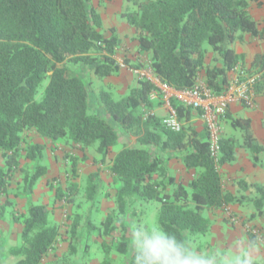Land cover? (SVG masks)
Listing matches in <instances>:
<instances>
[{
    "label": "trees",
    "instance_id": "trees-1",
    "mask_svg": "<svg viewBox=\"0 0 264 264\" xmlns=\"http://www.w3.org/2000/svg\"><path fill=\"white\" fill-rule=\"evenodd\" d=\"M127 21L134 31L137 50L148 55L152 74L166 86L190 89L202 74L205 87L220 96L231 83L229 75L239 67L246 76H256L254 94H264V53L256 55L247 68L243 56L231 47L243 43L246 36L264 41V28H259L250 15L246 0H147L136 4V11L128 14ZM102 27V17L91 0H0V196L7 192L13 171L20 168L22 153L33 164V170H23L24 191L31 192L46 173L42 164L45 146L29 143L21 148L26 131L53 142L65 140L79 146L82 152L92 147L101 164L106 163L114 146L123 144L121 137L127 133L135 136L133 144L123 146L108 166V172L120 184L111 197L113 205L99 224L76 214L69 230L73 239L70 254L74 255L75 245L90 232L96 229L111 235L116 222L129 215L137 202L149 201L160 204L159 228L174 235L188 254L185 234L204 235L210 228L200 210L222 209L239 202V198L223 191L218 172V167L235 160L239 142L233 136H221L215 161L209 154L205 127L204 132L196 134L182 125L183 129L175 133L163 128L161 119L154 114L142 117L141 105L152 108L150 95L159 93L154 84L142 79L119 99L102 90L99 101L106 116L91 112L84 81L76 74L70 75L66 66L80 63L91 67L98 79L120 70L113 58L119 39L114 29L106 36ZM208 50L219 65L206 63ZM124 62L140 67L126 58ZM45 80L48 82L37 100ZM170 105L179 121L188 123L193 111L176 100H171ZM228 119L232 128L241 131V147L250 152L257 165L264 147L253 137L250 120ZM172 158L187 171L195 172L186 185L169 173L167 162ZM71 167L74 172L75 160ZM97 176L95 173L88 177L86 198L91 203ZM174 186L171 193L169 189ZM238 187L254 189L252 201L260 214L264 187L243 181L238 182ZM76 192L75 187L69 188L71 197ZM56 195L60 198V191ZM49 216L45 205L27 203L19 244L4 254L10 259L7 264H59L44 263L59 236V226ZM248 237L254 245L255 238ZM127 245L128 238L122 235L114 249L124 254ZM88 249L86 242L83 250ZM103 252L101 264H111L110 251L104 248ZM134 256L135 252L128 264H134ZM256 264H264V259Z\"/></svg>",
    "mask_w": 264,
    "mask_h": 264
},
{
    "label": "rangeland",
    "instance_id": "rangeland-1",
    "mask_svg": "<svg viewBox=\"0 0 264 264\" xmlns=\"http://www.w3.org/2000/svg\"><path fill=\"white\" fill-rule=\"evenodd\" d=\"M143 1L147 0H91V3L106 22V25L111 26V24H113L115 26H121V32L124 33L123 36L125 39H128L127 42L129 43L127 47V45L121 44L122 39L118 41L113 58L120 64L121 68L112 76L98 79L93 74L91 67L80 63L66 66L70 75L76 74L84 81L88 93L89 110L99 117L106 116L105 110L99 101V94L102 90L112 92L113 96L119 99L125 96L131 88L137 86V82L141 80V76L138 72L150 69L149 57L147 54L140 53L137 50L135 36L134 34L130 36L129 33L132 27L127 23L128 14L135 12L136 4ZM246 1L250 3L249 7L251 9L258 4V0ZM111 29L115 30L113 27L103 30L106 36L112 34L113 31L111 32ZM98 55L99 54H94V56ZM214 56L215 55L208 50L206 63L210 65L215 63L219 65L220 63L218 61H213ZM125 58L131 62V64H139L140 67L137 68L133 65H127V63L124 62ZM243 72L244 71L240 68L238 70H233L229 75L230 82ZM238 78L240 81H243L244 77ZM47 82L48 80L43 82L42 88L37 95V100L40 98ZM197 84L205 86L202 74L199 75ZM150 100L153 103L152 108L148 109L144 105H141L139 109L142 117H145L147 114H154L155 108L165 105L164 95L161 92L158 94L151 93ZM164 116L159 118L162 119ZM239 117H242V115ZM182 125L184 129L191 128L194 130L196 128L193 122L183 123ZM134 139L135 136L133 135H128L127 133L123 134L121 137L123 144L121 145L118 143L114 146L107 156L106 163L101 164L98 162V154L92 147L82 152L79 146L73 145L65 140L56 144L53 141L39 137L34 131L24 132L23 142L21 144L22 149L29 143H34V141H40V143H43L42 145L45 146L42 164L46 167V173L38 180L31 192L24 191L23 170H33V164L23 158L24 153L21 154L20 168L18 167L13 171L7 192L0 196V264L9 263L10 259L6 258L4 254L8 252L10 247L19 244L22 221L26 215L27 203L29 201H32L34 204L45 205L49 209L50 219L59 226V236L54 243L53 249L44 259V263L101 264L104 259L103 250L107 248L110 251L109 257L111 264H128L134 252V237L132 234L136 227L146 226L148 230H152L153 228L161 230L157 223V210L160 206L158 202H137L129 215L116 222V226L111 235H103L95 229V231L90 232L86 238L83 237V242L81 241V243L75 245L76 250L74 255H71L69 252V244L73 242L69 230L76 214L88 216L89 220L95 224H99V222L106 217L108 214L107 209H110L113 205L111 197L120 186L119 182L108 172V166L112 156L120 151L123 146H131ZM248 153L249 156H251L249 151ZM259 158L261 161H264V152L259 155ZM73 160L76 162L75 173L72 171L71 167ZM1 162H3V158L0 152V163ZM260 163L261 162H259V165L264 169V163ZM95 173L98 174L95 179L97 187L92 199L94 203H91V201L86 198V188L90 186V182H88L89 175ZM178 181L182 182L184 185L187 184L182 180ZM71 186L75 187L77 191L73 197H71L69 193V188H71ZM174 189L175 186L170 187L169 190L172 193ZM57 191L61 193L60 198L56 195ZM253 195L254 197L256 196L255 192ZM243 197L246 196H242V198ZM71 198L72 202L69 201ZM235 204H237V202L231 203V205L234 206ZM192 207L193 205L190 204V208ZM215 211L220 212L214 213V209L208 208H202L200 210L202 216L208 219L210 228L204 235L196 234L191 236L187 233L185 234L188 254L204 258L210 261V264H230L231 261L237 259L233 252L235 248L245 245L251 246V250L254 248V251H252L253 256L256 262L261 263L264 259V233L258 236L253 226L245 227V224L252 220V217H255L261 229L264 231V205L260 214L256 210L253 201L241 206L240 211L229 208L230 217L222 210ZM132 212L134 213L132 214ZM231 218L234 220L231 221ZM216 219H219L222 226L225 227L224 229L236 232L238 228L240 233L237 232V234H240L239 236L242 237H240L239 240H235L234 243L229 242L228 248L225 250L223 249V251L219 250L221 247L215 248V244L213 246V243L212 245L207 243L211 232V225L216 222ZM122 235L128 238L127 251L124 254L114 249L115 243L121 239ZM248 235H252L255 239L257 238L260 246L257 245V243L254 245L251 243L247 245L245 238L249 239ZM213 237L215 238L212 233L211 238ZM86 242H88L89 249L85 252L83 250V245ZM245 251H247V248H245ZM226 257L228 258L227 260L225 259Z\"/></svg>",
    "mask_w": 264,
    "mask_h": 264
},
{
    "label": "crops",
    "instance_id": "crops-1",
    "mask_svg": "<svg viewBox=\"0 0 264 264\" xmlns=\"http://www.w3.org/2000/svg\"><path fill=\"white\" fill-rule=\"evenodd\" d=\"M249 11L253 16L252 18L258 23V27L264 28V0H258V4L255 5V7H253L252 9L249 7ZM110 27L115 28V33L118 39H122L121 44L127 45L128 47V39H125V37L123 36L124 33L121 32V26H115L113 24H111V26H108L103 20V30H106ZM129 33L130 36H132V34H134L133 29H130ZM231 47L234 49L236 54L243 56L244 64L247 68L251 66V63L253 62L256 55L264 53V41L259 39H251L248 36L245 37V41L243 43H235ZM166 112L167 108L164 105L162 107L155 108L153 113L155 114V116L162 117L166 115ZM227 114L228 117L235 119H249L250 130L253 137L256 139L259 145L264 147V94L253 95L252 107H247L245 104H242L237 100L231 102L228 107ZM240 115H242V117H239ZM228 117H226L222 123L221 136H233L235 139L238 140L239 143L235 148V160L231 163H227L218 167V172L221 178V186L223 191L239 198V202L235 204V206L231 204L227 206L232 210L240 211L241 206H244L245 203H249L250 201L252 202V198L254 197L253 194L255 191L253 188L242 190L238 187V182L243 181L247 185L257 184L264 187V169L261 167V165H259V162H261L260 164H263L264 161H261L259 158L258 164H253L248 151L241 147V144L243 142L241 131L239 129H234L231 127L230 119H228ZM191 122H193V125L196 126V128L194 129L196 134L204 132V124L202 123L196 112H192L188 123ZM60 141L62 140H57L55 141V143L58 144ZM34 143L43 144L40 143V141H34ZM0 165H2V162L0 163ZM167 165L169 168V173L174 176L177 182L178 180H182L183 182L187 183L195 176V172L193 170L187 171L182 165V163L177 159L172 158L168 160ZM242 196L246 197L242 198ZM217 212L220 211L214 210V213ZM246 226H253L258 236H261L264 233V231L260 227V224L258 223L257 218L255 217H252V220L245 224V227ZM224 228L225 227L222 226L219 219H216V222L211 225V232L209 234V239L207 240V243H210L211 245L213 243V246L215 244V248L221 247L219 249L220 251H223V249L225 250L226 248H228L229 242L234 243L235 240H239L241 237L239 236L240 234H237V232L240 233L238 231V228L236 229V232H232ZM212 233L214 234L215 238H211ZM245 241H247V245H250L249 239L245 238ZM255 241L257 245L260 246L257 238L255 239ZM252 251H254V248H252Z\"/></svg>",
    "mask_w": 264,
    "mask_h": 264
},
{
    "label": "built area",
    "instance_id": "built-area-1",
    "mask_svg": "<svg viewBox=\"0 0 264 264\" xmlns=\"http://www.w3.org/2000/svg\"><path fill=\"white\" fill-rule=\"evenodd\" d=\"M238 69L237 67L234 70ZM138 73L142 80L154 84L159 92L164 95L167 112L161 119V124L167 130L177 133L182 129V124L177 117V113L170 105L171 100L178 101L184 107L198 114L207 132L210 157L215 161L220 152L222 123L226 118L230 103L237 100L247 107L253 106L254 92L252 87L256 76H246L244 73H241L238 77H244L243 81H240L236 77L223 95L214 96L209 89L198 85L197 82L190 89L174 90L155 78L150 69ZM221 210L230 217L228 206H223ZM233 220L231 218V221Z\"/></svg>",
    "mask_w": 264,
    "mask_h": 264
},
{
    "label": "clouds",
    "instance_id": "clouds-1",
    "mask_svg": "<svg viewBox=\"0 0 264 264\" xmlns=\"http://www.w3.org/2000/svg\"><path fill=\"white\" fill-rule=\"evenodd\" d=\"M132 235L134 264H210L204 258L185 254L176 237L166 231L137 226ZM233 252L237 259L230 264H256L251 246L237 247Z\"/></svg>",
    "mask_w": 264,
    "mask_h": 264
}]
</instances>
